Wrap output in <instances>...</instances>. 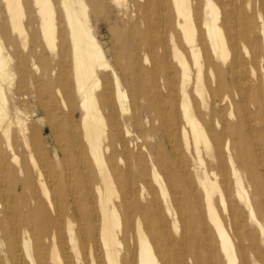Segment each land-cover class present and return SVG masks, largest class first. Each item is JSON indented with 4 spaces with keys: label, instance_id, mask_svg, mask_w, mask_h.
I'll use <instances>...</instances> for the list:
<instances>
[{
    "label": "bare ground",
    "instance_id": "bare-ground-1",
    "mask_svg": "<svg viewBox=\"0 0 264 264\" xmlns=\"http://www.w3.org/2000/svg\"><path fill=\"white\" fill-rule=\"evenodd\" d=\"M4 1L1 80L38 87L36 123L49 125L60 161L18 109L12 117L0 83V264H264V0H129L122 77L92 31L95 0H59L62 13L58 0L35 1L45 65L42 46H28L23 0ZM171 7L172 53L157 55ZM154 112L168 146L150 169L135 149L134 173L127 123ZM17 136L34 190L14 183L30 177Z\"/></svg>",
    "mask_w": 264,
    "mask_h": 264
},
{
    "label": "rangeland",
    "instance_id": "rangeland-1",
    "mask_svg": "<svg viewBox=\"0 0 264 264\" xmlns=\"http://www.w3.org/2000/svg\"><path fill=\"white\" fill-rule=\"evenodd\" d=\"M36 0H23V15L24 17V24L27 26L28 29V46H42L39 49V62L43 65L48 63V60L51 56L50 49L48 48L47 44L45 43L43 39V35L40 30V18L38 14V5L35 3ZM129 0H122V2H118L116 0H95L96 6L103 7L100 8L97 11H93V9L89 10L90 18H91V28L94 32L96 39L100 45V47L103 49L108 61L110 64L114 67V69L117 71L119 76H123L124 70L127 68V64L125 61L121 60L120 57L122 54H128L129 53V46L125 41L121 39V34H124L122 30L124 29V26L126 25V19L125 18V7L127 5ZM126 3V4H125ZM6 3L4 0H0V21L2 15L7 11ZM170 7V5H169ZM78 11V8L75 7ZM56 9L59 13H62V6L59 2V0L56 3ZM105 9V10H104ZM122 19L124 20L122 22ZM176 19V16L172 12L171 9L167 8V11L164 13V22L166 23V26H163L164 28L160 29L161 34L159 36V39L156 43V53L157 55H162L163 53H167L170 55L172 52V43H170V40L173 39V27L169 29L168 24H172L174 20ZM125 24V25H124ZM171 25V26H172ZM3 27H5L7 34L12 36V38L15 39L16 45L18 46L20 44V36L19 32L17 30H11L9 27V21L7 18L3 21ZM250 27L252 28L253 37H259L261 35V29L260 25L258 24H251ZM164 31V32H163ZM178 31V40L183 48L186 50L185 45V35L182 34L181 31L177 28ZM2 35V34H1ZM3 37V35H2ZM163 39H167V45L168 48L165 51L164 47L161 45L160 42ZM4 41V39H2ZM5 42V41H4ZM59 42V40L57 41ZM60 43V42H59ZM141 49L142 54L147 53V46L146 42H141ZM10 51L13 54L14 57H17L16 48L10 46ZM55 64V63H53ZM173 64L176 65V62L173 61ZM69 68L70 63L68 62ZM147 66V65H145ZM9 68V67H8ZM124 68V69H123ZM126 72V71H125ZM70 74H73L72 68H70ZM160 76H162L160 74ZM1 74H0V83L2 87L4 88L8 101H9V111L12 117H14V110L18 109L22 116L20 117L23 119H26L28 122H32L35 129L39 131L40 134V140L45 145L47 149H51V157L52 159L55 158L58 161H60V154L58 152L57 147L54 144V138L51 135L50 127L48 124L43 123L42 130L41 127L36 123V121L39 118L44 117V111L41 106V102L38 98V87L34 86L33 84L29 89H25L22 83H19V77H16L15 81H11L13 85H10L9 80L2 82L1 80ZM28 99H25L27 97ZM80 100V97L76 94L75 95V107H76V121H79L82 116V111L80 110L78 106V102ZM143 114V112H142ZM29 118V119H28ZM161 114L158 112L149 113L148 119H143V116H139V119L136 123H127L128 128L131 131L130 137H128L127 141L131 147L132 150V157L130 159V169L132 172L136 171V154L137 152L135 149L138 147H143L144 150L141 152L142 161L145 168H149L152 166V162L156 161V163L160 166L161 164V158L159 157V147L160 146H168V138L166 137V127H165V121L162 122ZM17 148L19 157L22 161V164L25 167V172L30 174V177L28 176V180L24 179V177H18L15 176V181L23 180V183L34 190L35 188V181L34 177L32 176V166L30 158L27 154V151L24 149L23 144L20 140V137L17 136L14 140ZM54 160V159H53ZM41 163V162H40ZM148 173V172H147ZM149 176V174H147ZM30 178V179H29ZM247 187V186H246ZM248 188V187H247ZM249 189V188H248ZM231 192L233 195V198L235 197V187L234 185L231 186ZM250 190V189H249ZM157 195L159 196V193L157 192ZM217 200V199H216ZM163 199L161 197H158V203L162 204ZM246 245H248V242H246Z\"/></svg>",
    "mask_w": 264,
    "mask_h": 264
}]
</instances>
